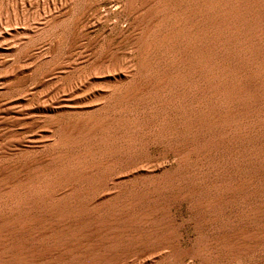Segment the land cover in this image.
I'll return each mask as SVG.
<instances>
[{"label":"rangeland","instance_id":"rangeland-1","mask_svg":"<svg viewBox=\"0 0 264 264\" xmlns=\"http://www.w3.org/2000/svg\"><path fill=\"white\" fill-rule=\"evenodd\" d=\"M167 1H169L168 4L164 3L165 0H163V1L162 0H149V1L148 0H0V191L2 190V192H0V197H1L0 201L2 202L4 199H6V200H4L6 202V204L4 201L2 202V204L0 202V213H1L0 217L2 216L1 217L2 219L1 218L0 219L2 220V222H4L6 219V221H5L6 224L5 223L1 224L2 222L0 220V222H1L0 223L1 224L0 229L2 228L1 230L5 231L12 224L13 219L16 222L17 219H20L23 217H29L31 215H35V211H37V213L40 212L38 214H45V213H47V211L54 210V209H57L59 207L72 206L73 204H76V202L77 203L82 202V203H80L82 205L85 202L84 204L87 207L85 208L84 205H83V207L85 209L84 213L86 215L85 214H83L84 216L82 215L83 219L85 220V223L87 224L86 225L87 227H85V228H87V229H85V231H86L85 238L86 239L84 238L86 241L85 240L84 241H85V245H87L88 247H86L85 252L87 253L86 255H88L87 257H95L96 255L101 256V262L99 264H157V263L158 264L159 263L160 264H205V263L209 264L206 261H204V258L202 255L195 252V248L197 249L206 239H209L211 237H214V238L216 237V239H219L218 235L221 238L224 236V234L228 235L230 233H236L238 236H245V235H248V233H251V234L254 233L256 231V229H259V230H257L258 232L260 230H263V232H264V228H263L264 216L262 215L263 216L262 217L259 215V217L257 216L254 218H250L248 216L249 210L252 207L256 206V207L260 208V204H259L260 201H259V197H258L259 186H257L256 184H251V185L248 184V185L243 186V188L238 191L239 193L237 192L238 193L237 197H239V198L234 203L231 202V204H230V202H229L227 204L222 205V207H221V205H219V206L217 205L220 208H218V207L214 208L215 206H213L210 208V209H212L211 211L208 207L207 208L201 207L197 210H192L190 207L192 199L189 196L184 195V193H182V192L187 191V189L189 188L188 186H190V182H187L182 177L183 175H181V173L179 174L176 172L178 156L175 155L174 153H171L173 144L175 142L174 139L173 138L167 139L165 137H160L157 135L153 136L154 138L152 139V135H155V134L160 133V132L164 133L166 130L167 131L170 130V128L172 127V125L174 123L173 120L175 118L181 119V117L188 114L187 111H189V110L191 111L192 108L190 109V107H188L189 109H187V107L180 108L181 104L178 101L180 94L183 92L181 95H184V94L189 95L190 94L191 96H193V94L195 93V91H194L195 89L193 88V86L191 88H189V90H188V88H186V86L189 82L192 83L190 81L191 79L189 78V76H190V70H191L193 64H191L192 62H190L189 63L190 65H189L188 63H186L187 60H185L184 56L181 58V57H179L180 53L178 54V50H181V52H182V50L186 47H187V49H189L190 47H191L190 49H192V48L194 49V46H193L194 44H193V42H191L192 38H190V35H187L188 33L190 34V32L192 31L191 25H193V23H192L193 18H192V20H190L191 22L190 21L188 22V20H189L188 18L191 19V17H193V16H191L193 14L192 13L193 9H192V11L190 10V4L193 1L191 0L192 2L190 4H189L190 0L189 1L188 0H184V1L182 0V3L180 2L181 0H167ZM185 3H186V5L188 4V6H186ZM141 4H143V5H141ZM192 5H194V3ZM192 8H194V7H192ZM180 9H182L181 10V11H183L182 13H181ZM184 9H185L186 13H187V10H188V13H190L189 14L190 17H187L188 20L186 19L185 23L183 22V19L186 17V15L188 13L186 14L184 12ZM178 11H180V12H178ZM183 13L186 14L185 17H184ZM169 15H171V16H169ZM178 15H179V17L177 20ZM173 17H175V18H173ZM179 18H181V19H179ZM158 19H159V21H158ZM160 19H161V22H160ZM175 20H177V23ZM156 22H159V23L156 24ZM181 22H182V25L183 24L185 25L188 22L185 25L186 26L185 28H187V26L189 24L188 29L189 28L190 29L189 30L185 29L186 30V32H185L186 34L184 33L185 37H183V33L180 32V31H182V29H184V26L181 25ZM174 23H176V24H174ZM178 24H179V26H178ZM181 26H182V28H180ZM169 27H170V29H169ZM178 28H180V29H178ZM166 29L168 31L172 29V35H171V31H169V33L171 35V39L167 40V41L165 40L164 42H162L160 44V42H161L160 39L162 37L161 35H163V32H165ZM178 30L180 33V34L177 33L179 38L173 34ZM179 35H182V36H179ZM181 37H183L182 39L186 38L185 42H187V43L190 40L189 42L192 43L193 45H191L190 43H189V45L185 44L184 40H179L180 46H178L179 45L178 39H181ZM187 37H188V39H187ZM172 38H173V40H172ZM168 42H169V44H168ZM171 42H172V45H174V46L170 45ZM182 43L187 45V46L186 47L184 46V48H182L183 47V46H181ZM162 44H163V46H162ZM165 44H167L168 47L172 48V49H169L168 47L166 49L167 45L165 46ZM164 48L167 51H165ZM175 48L177 51L175 50ZM172 50H173V52L174 51L177 52V53L174 52V53H176L175 58H173L175 55L172 52ZM184 50H186V49H184ZM164 52H166V53L169 52V53H167V55H166V53H164ZM171 52L174 55V56L172 55V57L170 55V54H172ZM162 53H164V54H162ZM162 55L164 58L162 57ZM166 57H168L169 60ZM152 59H154L153 62H152ZM183 59L185 60V62H184L185 64L181 66V64H183L181 61H184ZM165 60H167V62ZM178 62H181L179 64V67L177 64ZM164 63L167 65L164 66ZM173 63H174V65H173ZM186 64H188V65H186ZM175 65L178 68L175 69V67H176ZM187 66H190V69H188ZM131 67H133V68H131ZM172 67L174 69H172ZM182 67H184V68H182ZM161 68H162V71H161ZM165 69H167V70H165ZM181 69H183V71H185V69H186L187 73H185L186 71L183 72ZM164 70L167 73L164 72ZM171 70L174 72H172ZM175 70L178 72L180 71V75L178 73V76L176 75V78H178L179 76H183V77L185 76V78L180 77L181 79L178 78L177 80H175L177 82L176 88L174 87L175 85H173L175 83V81L173 80L175 78L174 77ZM168 71H170L172 73L173 78H171L172 75L168 76V73H169ZM188 71H189V73H188ZM148 73L151 74L152 76L149 75ZM171 73H169V74H171ZM165 75L168 77H166ZM162 76H164V77H162ZM159 77H161L163 79V80L161 79L162 83H161V81H160V84L155 83V82H158L160 80ZM157 78L159 79L158 81H157ZM165 78L167 79L166 81H165ZM168 78H169V81L171 78L172 88H175L177 91H181L182 90L181 86L180 85L178 86V82H179V84H181L182 87H185L184 88L185 90L183 89L184 91L182 90L181 93L176 92L175 89H172L171 86H169L170 82H168ZM186 78H188V79L186 80ZM178 80H181V81L183 80L185 84L181 81H178ZM164 81H165V83L168 82L169 84H166L167 86H165L163 88V86H164L163 84H165ZM152 82H154L155 84ZM128 83H130V84H128ZM123 84H124V86H123ZM126 84H128V85L126 86ZM156 84H158L157 85L158 87L156 86ZM149 85L151 87L153 85H155L153 87H156V88L155 89L153 87L150 88ZM116 86L118 88L119 87L120 88L118 89ZM125 86H126V88H125ZM146 87H149L150 89H147ZM168 87L170 88V91L166 90V89L169 90ZM134 88H135V90H134ZM162 88L164 89V91ZM171 89L174 92L171 91ZM179 89H181V90H179ZM155 90H157V93ZM158 90H159V93H158ZM165 90L167 91L168 94L164 93ZM123 91H125V92H123ZM190 91H191V93H190ZM126 92H128L127 95H126ZM148 92L149 93L152 92L150 95H152L153 98L148 95L149 94ZM185 92H187V94ZM192 92H194V93H192ZM129 93H130V95H129ZM139 93H142V94H139ZM154 93H156V94H154ZM162 93H163V95H162ZM170 93H174V94H170ZM175 93L179 94V96H177V94L175 95ZM123 95H125V96H123ZM153 95H155V101L157 100L156 102H158V103H156L154 101ZM164 95H165V97H164ZM124 97H125V100H124ZM143 97H145V98L143 99ZM162 97H164V98H162ZM140 98H142V100H140ZM134 99H135V101H134ZM138 99L142 102L144 100L145 101L149 100V101H147V103L151 102L150 107H151V105L154 106V107H151L152 112L150 111V107L148 105L149 103L147 104L146 102H143L145 104L142 105V102H140V101L136 102V100H138ZM164 99H166V100L168 99V100L165 101ZM162 100L165 102H169V100H170L169 103H171L173 101L172 102L173 105H171V107L168 109H165L164 107L163 108L162 107L155 108L156 106L154 104H156V105L161 104V102H163ZM137 103H138L139 107H135ZM145 105H148L147 108L149 107L148 108L149 110H147ZM121 106H123V107H121ZM131 106H134V107L132 108ZM142 106L144 108V111H143ZM140 107H141V109H140ZM174 107H176L177 110ZM120 108H123V109H120ZM128 108L131 110H129ZM136 108H139L140 110H136ZM171 108H173V110ZM132 109L136 110L137 112L133 111ZM158 109L160 111H162V110H165V111H162L161 112L162 114H161ZM169 109H170V111H168ZM119 110H121V112ZM122 110H124L125 113ZM130 111H132V112H130ZM139 111L142 113H140ZM145 111H147V113ZM153 111H154V113H153ZM171 111L172 112L174 111L173 114H171L172 113ZM134 112H136V114ZM143 113H145V114H143ZM134 114L135 115L139 114V116H137V121L134 120V116H135ZM140 114L142 116H140ZM155 114H157V115L154 116ZM165 114H166V116L168 114L167 118H166ZM130 115H131V117H129ZM151 115L153 116L154 119L155 118H159V119H155L152 121L153 118ZM159 115H161V116H159ZM120 116H122V117H120ZM127 116L129 119L132 118V116H133V119H131L132 121L126 120L125 117L127 118ZM144 116H148V117L150 116L151 118L149 117L148 119H144L145 118ZM179 116H180V118H179ZM116 117L120 120L119 121H116L117 119L114 120ZM141 117H143V119ZM163 117H165V118H163ZM135 119H136V116H135ZM140 119H142L140 121V123L143 121L142 122L143 124L141 123V125H143L142 126L143 128L136 129L140 126V123H138ZM113 120L115 121L116 124L113 122ZM122 120H125V122L124 121L122 122ZM145 120H146V123L148 121L146 127L144 125ZM167 120H168V122H167ZM108 121H109V123H108ZM130 121L133 123V125L139 124L138 127L136 125H135V127H132L133 126L132 123H130L132 126L129 125ZM149 121H151V122H149ZM172 121H173V123H172ZM106 123H108L109 125ZM112 123L114 124L113 127L114 126L116 127V129H115V127L113 128L114 131H111L112 128L109 129V127H110V125H112ZM124 123H126L128 125H126ZM151 123H152V125H151ZM161 123L162 124L164 123V124L162 125ZM89 124L91 126L93 125L95 128L92 126L93 129L91 130V126ZM102 124H103V126L108 125L107 126L108 132H106V126L104 128V127H102ZM153 124H154V126H153ZM119 125L120 126L122 125V126L120 127ZM128 126H130V127H128ZM167 126L169 129H167ZM75 127H76V129H75ZM117 127H119V129L121 128L120 129L121 131L124 130L123 129V127H124L125 133H124V131L121 132ZM161 127H163V128L161 129ZM96 128H99L100 130L96 129ZM103 128H104V130H103ZM132 128H135V131L134 130L132 131L131 130ZM87 129H90V130H87ZM108 129L111 131L110 133L113 132L112 134H110L111 135L110 137L108 136L109 138L106 137L108 135L107 133H109ZM128 129H129V131H128ZM141 129H143V131H141ZM64 130H66V132ZM137 130H138V133H140V131H141L140 134L142 136L141 135L138 136ZM68 131H70V132H68ZM82 131H83V133L85 132V134H83ZM89 131H91V132H89ZM95 131H96V133H95ZM98 131H100L103 136L106 132V134H107V135H105L106 139L101 138V139L106 140V141H104L105 144L101 142L103 140L98 138L100 136L103 137L102 135H100L101 133ZM118 131H120V132H118ZM97 132L100 133L99 134L100 136L97 135L98 134ZM79 133L81 135H79ZM86 133H88V134H86ZM126 133H128V134H126ZM131 133H132V136H131ZM134 133L137 134L136 137H138V140H136L137 138L134 137V135H133ZM74 134L76 136H74ZM91 134H92V136H91ZM114 134H115V136H112ZM116 134H118V135H116ZM121 134L123 135V137ZM58 135L60 136V138ZM85 135H86V137H84ZM95 135H97V136H95ZM125 135H126V137H125ZM129 135L131 136V138H129ZM71 136H73V137H71ZM65 137L68 138V141L66 140ZM94 137L99 139L102 144L99 142V140L97 141V139H94ZM111 137L115 138L116 141L114 139H112ZM121 137H122V139H121ZM155 137H157V138H155ZM159 137L163 138V139H160ZM127 138H129L131 140V142H129L130 140H128ZM56 139L58 140V142ZM59 139H61V140H59ZM62 139H64V140H62ZM73 139H75V140H73ZM89 139H90V141H89ZM107 139H109V142ZM154 139L160 140V141H157V143H156V141ZM72 140H73V142H72ZM59 141L61 142V145H59L60 144ZM62 141L63 142L65 141L66 144H64ZM137 141H138V143L140 142V144H137ZM150 141L151 142L153 141L155 143L152 142L150 144ZM52 142H56V143H53L54 144L53 145ZM68 142H69V145H67ZM96 142H99L98 148H97ZM146 142H148V143H146ZM84 143H86L85 144L86 146L84 145ZM112 143H113V145H112ZM51 144H52V146H51ZM91 144L96 146L95 147L96 150L98 149L97 151L95 150L96 154H95L94 148ZM103 144H104V146H102ZM134 144H135V146H134ZM90 145L93 148L92 151L89 149ZM117 145H119L120 148ZM78 147L81 149H79ZM83 147H84V149H83ZM99 147H101L100 151H99ZM109 147H111V148H109ZM74 148L75 149L78 148V149L75 150ZM86 148H88L89 150H86ZM106 148H107V154L105 153ZM108 148H109V150H108ZM82 149L84 150V152L86 150L87 153L85 152V154H83ZM101 150L102 151L105 150V151L101 153ZM110 151H112V152H110ZM220 151H221V149H219V148L216 149V152L218 154H220ZM80 152H82V153H80ZM97 152H98L99 157L97 155ZM214 152L215 151H212L210 153V156L214 155ZM76 153L81 154L82 156L81 155L77 156ZM128 153H130V154H128ZM194 153H195L194 151L190 152L191 158L195 157ZM222 153H224V152L222 151ZM62 155H64V156H62ZM84 155H87V157ZM100 155H104V156H100ZM111 155H113V156H111ZM94 156H95V158H97V157L98 158L95 160ZM60 157H62V158H60ZM85 157H86V159H85ZM106 157H109L108 158L109 164L105 163L108 161V159ZM38 158H40V159H38ZM89 158L91 160L93 159L94 161L100 160L102 158L101 159L102 163H105L106 165H109L112 168L110 169L109 166H107V168L104 167L105 164L104 165L101 164V161H97V162H99L97 165V162L88 161V160H90ZM175 158H177V159L175 160ZM52 159H53V162H51ZM61 159L62 160L66 159V160H64L66 162L63 163V161ZM37 160H39V161H37ZM83 160H85V161H83ZM103 160L104 161L107 160V161L103 162ZM110 160H111V162H110ZM58 161L59 162L61 161L60 162L61 164ZM75 161H76V163H74ZM78 162H80V163H78ZM91 162L93 164L96 163V166L94 164V166H92L93 167L92 168L91 165H93V164ZM113 162H115V163H113ZM12 163H13V165H12ZM65 163H67V165ZM77 163H78V165H77ZM110 163H112V164H110ZM147 163H148V165H147ZM58 165L60 168L57 167ZM71 165H73V166H71ZM126 165H127V167H126ZM62 166H64V167L62 168ZM86 166L90 167V168H87ZM97 166L104 167V168H102V170L100 169L101 167L99 169L102 172H104V171L105 172L104 173L100 172V170H98ZM173 166H175L176 168ZM221 166L223 167V171L224 170L227 171V173H228L227 177L228 178L227 177L226 178L228 180L229 179L232 180L233 177L236 176L235 170H234L232 165H230L229 163H225ZM11 167H12V169H11ZM53 167H55V168L53 169ZM73 167H75V168H73ZM7 168H8V170H7ZM108 168L110 169V171ZM60 169H64L65 172L62 173L63 170H60ZM95 169H97V170H95ZM104 169H107V171ZM174 169H176V170H174ZM31 170H33V171L30 172ZM50 170L51 171L53 170L55 172V174H54V172H52L53 176H52ZM92 170L97 171L96 172L97 175ZM1 171H3V172H1ZM66 171L70 174L67 175L68 173ZM172 171H174V172L170 173ZM58 172L61 174H58ZM17 173H19V174H17ZM28 173H30V175H28ZM244 173L245 172L242 168L241 174L245 175ZM48 174H51V176H49ZM57 174L61 175V176L63 174V176H62L63 178L60 176H57ZM157 175H158V177H157ZM175 175H176V177H175ZM25 176L29 177V178L26 179ZM64 176H65V178H64ZM128 176H129V178H128ZM52 177L55 179H56V177L58 179H62L61 183L59 182L58 179L54 181V179ZM66 177H69V179ZM20 178H24V179H20ZM98 178H100V179H98ZM17 179H18V181H21L19 183H22L23 185H25L24 189H23V186L21 187L22 190L19 188L21 185L17 182ZM48 179H50L51 182L57 181L56 182L57 185H54L55 183L54 184L51 183V185H50V183H49L48 188H46L47 187L46 185L48 184L47 182H50ZM67 179H68V181H67ZM71 179H72V181H71ZM23 180H24V182H22ZM130 180H132V181H130ZM14 181H16L19 186H15V185H17V183H15ZM123 181H125V182H123ZM151 181H152V185L149 184V183H151ZM168 181H170V182H168ZM176 181H177V183H175ZM205 182H208V180H206ZM13 183H14V185H13ZM44 183H45V185H44ZM62 183H63V185H61ZM122 183H124V184H122ZM9 184H10V186H9ZM2 185L6 186V187L9 186V188L5 187L6 189H10L11 186H14V190H12V188H11V190L10 191L7 190V194H5L6 189L3 190L4 186H2ZM196 185L199 186V184H196ZM26 186H27V188H25ZM39 186L41 189L39 188ZM44 186H46L45 189H47V190L49 189V190L45 191ZM49 186L52 188H50ZM55 186H57L56 188H58L59 190H63V191H59L56 189H55L56 190L55 191L54 190ZM124 186H125V188H124ZM153 186H154V188H152ZM183 186H184V188H183ZM2 187H3V189H2ZM60 187H61V189H60ZM63 187H64V189H63ZM156 187H157V189H156ZM115 188H116V190H115ZM150 188H152L153 190ZM180 188H182V190ZM51 189L55 193L56 192L57 193L55 195H53L54 192H52ZM118 189H120V190H118ZM154 189H155V191H154ZM243 189H244V191H243ZM207 190L208 189H201V191H200L201 193H199V199L205 200V199L210 197L209 194L211 192H210V190H208V191ZM11 191H12L13 195L11 194ZM38 191L39 192L41 191L42 193H39ZM178 191H179V193L177 194L176 192H178ZM249 191H253V192L255 191L256 192V194L254 195L255 197L252 195H249L250 197L248 195H245ZM43 192L46 194L45 197L47 199L44 197V195H42V194H44ZM49 192H51V193H49ZM64 192H65V195H62V194H64ZM142 192H143V194H142ZM59 193L61 195V198H59L60 197ZM21 194L23 195V198H22ZM50 194L53 196L47 197ZM174 194H175V196H174ZM14 195H15V197H14ZM33 195L38 196V198H37L38 201H37V199L33 200L31 198V196H33ZM179 195H180V197H178ZM9 196H11V197H9ZM40 196L42 197V199ZM5 197H7V198H5ZM12 197H14L16 199L13 200ZM19 197H21V199H20L21 201L19 200ZM8 198H9V201H8ZM51 198L52 199L54 198V199L52 200ZM62 198H64V199H62ZM139 198H140V200H138ZM141 198L143 201L142 204L140 203ZM58 199L60 200V202H62L64 204H62V203L60 204ZM105 199L107 201H105ZM245 199H246V201H245ZM134 200L139 201L140 204L138 202L136 204L135 203L136 201H134ZM144 200H145V202H144ZM15 201H17V203ZM104 201H105V204L102 203V204H104V205H102L101 202H104ZM133 201H134V204L132 203ZM34 202L35 203L37 202L39 204L37 205V203H36V205H35ZM42 203L44 204V206ZM8 204H10V205H8ZM56 204H57V206H56ZM89 204L90 205L92 204L93 206L97 204V206H94V207H98V208L97 209L94 208L95 210L94 211L92 210L93 211L92 212L90 209L91 206H89ZM125 204H127V206L120 209L121 206H123ZM47 205H48V207H46ZM235 205H236V208H235ZM8 206L10 208H8ZM38 206H41L42 208L40 207V209H39ZM142 206H144V207H142ZM11 207H14L15 209L11 208ZM36 207H38V209ZM6 208L9 209L10 211L7 210ZM34 208H35V211H34ZM144 208H145V210H144ZM223 208H226L225 211ZM5 209H6V211H5ZM43 209H45V210H43ZM127 209H128V213H127ZM131 209H132V211H131ZM139 209H142V210H139ZM220 209L222 211L221 213H220ZM215 210L217 211V213ZM43 211H45V212H43ZM139 211H141V212H139ZM6 212H8V213H6ZM10 212H12V214ZM41 212H43V213H41ZM90 212L92 215L90 214ZM131 212H133V213L131 214ZM135 212H136V214L134 215ZM143 212H144V214H143ZM129 213L131 215H129ZM138 213L139 214L142 213L143 215L142 214L139 215ZM224 213L225 214L227 213V214L222 215ZM6 214L8 216H6ZM10 215H13V218H10L11 220L8 218V217H10ZM126 215H128V216H126ZM136 215H137V217L134 218V216H136ZM217 215H220V216H217ZM17 216H18V218H17ZM120 216L121 217L133 216V217H131V219H133V218L134 219H133V222L129 221L131 223H129V222L128 223H120L118 221H115L116 218H118ZM138 216L141 218H138ZM198 216H203L204 218L205 217L208 218V219H206V218L205 219L208 220L207 223H211L212 228L209 224H206L205 226H203V228L202 227L198 228L196 226V219ZM227 216H228V218H227ZM209 217L212 219V221ZM214 217H215V219H214ZM216 217L219 219H217ZM220 217H221V219H220ZM222 218H223V221H226V220L228 221V222L226 221L227 223L225 222V225H224V223H222L224 226L221 224ZM7 219H9V223H8ZM93 219H94V222L97 219L98 223H100V224H97L96 223L97 221L95 222L96 224L92 223ZM138 219L140 222L138 221ZM14 220H13V224L11 226H13L15 224ZM86 220L88 222H86ZM101 220H102V222H99ZM134 220H135V222H134ZM213 220L214 221L216 220V222H214ZM261 222L263 223V225ZM8 224H9V226H8ZM126 224L129 226H127ZM214 224H215V226H214ZM97 225H99V226H97ZM125 225L129 229H124V228H126ZM218 225L221 228H218L217 227ZM251 225H252V227H251ZM222 226H223V228H222ZM96 227H97V229H96ZM119 228H121L120 231L118 230ZM210 228L212 229V231ZM253 228H255V229H253ZM224 229H225V231H224ZM121 231L125 232V234L124 233L121 234L122 233ZM127 231H129V232L127 233ZM205 231H206V233H205ZM257 231L254 233L255 235L258 234ZM260 232L263 233L262 231H260ZM119 233H120V236L118 237ZM126 233L129 235L131 234V236L128 238H125L124 235H126V237H127ZM213 233H214V235H213ZM216 233H217V235H216ZM221 235H223V236H221ZM122 236L126 240L124 238H122ZM132 238L134 240H132ZM119 240H123V241H121L122 244L120 243V246L118 244L119 242L117 243V241H119ZM111 241L114 242L115 244L110 243ZM125 241H128V242L125 243ZM198 241H199V243H198ZM244 241L246 243L253 242V244H255V241H256V244H255L254 248L245 252V254L242 255L241 258H239V260H236V262H229L227 264H235V263H238V264H251V263L252 264H259V262H260V264H263L264 263V240H259V238L258 239L251 238L249 240H244ZM105 242H106V244H105ZM116 243L118 244L117 247H115ZM123 244H126L124 246L128 249H126V248L122 249L121 247H123ZM131 244L134 247L131 246ZM259 244H261V245H259ZM262 245H263V247H262ZM109 247L111 249L112 248H114V249L111 250ZM256 247L257 248L259 247V248L256 249ZM121 249H122V252H124L123 250H125V252L127 250V252L126 253L124 252L125 254L124 253L122 254L121 251H118ZM161 249H162V251H161ZM94 250H95V252H94ZM1 251H2V249L0 248V252ZM103 251H104V253L107 251L108 252L106 253V256L102 257V255H104ZM256 251H258V252H256ZM117 252L119 253V255ZM100 253H102V254H100ZM112 253H113V255H112ZM120 253H121L123 258L125 257L124 255H126L125 259H123L121 257ZM133 255L135 258L133 257ZM198 255H199V257H197ZM107 257H109V259ZM122 259H123V261H122ZM109 260H111V261H109ZM107 261H109L110 263Z\"/></svg>","mask_w":264,"mask_h":264},{"label":"bare ground","instance_id":"bare-ground-1","mask_svg":"<svg viewBox=\"0 0 264 264\" xmlns=\"http://www.w3.org/2000/svg\"><path fill=\"white\" fill-rule=\"evenodd\" d=\"M149 1V0H148ZM163 1V0H162ZM184 1V0H183ZM189 1V0H188ZM193 1V2H192ZM190 0L189 4H190V10L192 11L193 9V14L191 16V19L187 17H190V13H188V10H187V13L185 12V9H184V12L187 14H184V17L186 15V17L183 19V22L185 23L186 22V19L188 20V22L190 20H192L193 18V25L192 28H191V32L190 34L188 33L187 35H190V38H192L191 42L190 43L188 41L185 42V39H182L184 36V33L186 32L185 29H188V26L187 28H185L186 23L185 25L183 24L182 25V22H181V25L184 26V29H182V32L183 33V37H181V39H178L179 40H184V43L185 44H188L189 43L191 45L194 46V49H187V45L185 44H181V46H183L182 48H184V46L186 48V50H178V54H179V57H183L185 58L186 63H190L192 62L191 64L192 65V68L190 70V76L189 78L191 79L190 81L192 83H188L186 88H191L193 86V89L195 91L192 92L194 93L193 96H191L189 93V95H181V91L185 88V87H182L181 84H179L178 82V86L180 85L182 90L181 91H177L175 88L177 87L176 86V81L178 78L180 77H183V76H179L178 78H176V75L178 76V73L180 75V71H176L175 70V75L173 80L175 81V83L173 85H175L174 87L175 88H172V83H171V78H173V75L170 71H168V76L172 75V77L170 78V81H169V78H168V82H170V85L172 89H175L176 92L178 93H181L180 96L179 94L175 93V95L177 94V96H179V103L181 104V107L180 108H185L187 107V109H189L188 107H190L191 111H187L188 114L184 115L183 117H181V119H177L175 118L172 123V127L170 128V130H166L164 133L160 132V133H157L155 135H152V139L154 138L153 136H160V137H165V138H173L174 139V144H173V147H172V152L171 153H174L175 155L178 156V159L175 158V160L177 159V170L176 172L177 173H181V175H183L182 177L187 181V182H190V186H188L189 188L187 189L186 192H182L184 193V195H187L189 196L191 199H192V202H191V209L192 210H197L201 207H208L209 209L213 206H215L214 208L218 207L219 205H224V204H227L230 202H235L238 200L239 197H237V194L239 193L238 191L241 190L243 188V186L245 185H251V184H256L257 186H259V194H258V197H259V201H260V208L259 207H252L250 210H249V213H248V216L250 218H254V217H259L260 216H264V0ZM169 1L165 0L164 3L168 4ZM182 3V0L180 1ZM187 2V1H186ZM147 3V2H146ZM194 3V5H192ZM143 5V4H141ZM186 5V3H185ZM184 5V6H185ZM192 5V6H191ZM176 6V5H175ZM178 6V5H177ZM183 6V7H184ZM188 6V4L186 5ZM185 6V7H186ZM179 7V6H178ZM194 7V8H192ZM161 8V7H160ZM171 8V7H170ZM175 8V7H174ZM182 8V7H181ZM187 8V7H186ZM189 8V7H188ZM137 9V8H136ZM176 9V8H175ZM183 9V8H182ZM180 9V11L182 10ZM160 10V9H159ZM177 11V10H176ZM178 11V12H180ZM166 12V11H165ZM183 11H181L182 13ZM190 12V11H189ZM159 13V12H158ZM164 13V12H163ZM149 14V13H148ZM171 14V13H170ZM160 15V14H159ZM165 15V14H164ZM189 15V16H188ZM171 16V15H169ZM164 17V16H163ZM178 17L179 15L177 16V20H178ZM162 18V17H161ZM175 18V17H173ZM179 18V19H181ZM167 19V18H166ZM163 20V19H162ZM177 20L176 23H177ZM159 21V19H158ZM166 21V20H165ZM172 21V20H171ZM182 21V20H181ZM160 22H161V19H160ZM191 22V21H190ZM159 23V22H156V24ZM174 23V24H176ZM180 23V22H179ZM153 24V23H152ZM156 26V25H155ZM177 26V25H176ZM179 26V24H178ZM182 26L180 28H182ZM172 27V26H171ZM178 28V29H180ZM170 29V27H169ZM190 29V28H189ZM188 29V30H189ZM177 30V29H176ZM185 30V31H184ZM187 30V31H188ZM171 31V35H172V29L169 30ZM169 31L166 29L165 32H163V35H161V42H164L165 40H170L171 39V35L169 33ZM158 32V31H157ZM176 33V34H175ZM175 33H173L175 36L178 37L177 33H179V30L176 31ZM180 34V33H179ZM186 34V33H185ZM173 35V36H174ZM186 35V36H187ZM172 36V37H173ZM179 36H182V35H179ZM144 37V36H143ZM189 37V36H188ZM187 37V39H188ZM179 38V37H178ZM173 40V38H172ZM171 40V41H172ZM176 40V39H175ZM174 40V41H175ZM183 42V41H182ZM148 44V43H147ZM169 44V42H168ZM177 44V43H176ZM180 46V41L178 43ZM167 44H165L166 46ZM171 46H174L172 45V42L170 43ZM145 46V45H144ZM163 46V44H162ZM164 46V47H165ZM192 46V47H193ZM168 45L166 46V49H167ZM150 48V47H149ZM148 48V49H149ZM163 48V47H162ZM169 48V47H168ZM178 48V47H177ZM181 48V47H180ZM181 48V49H182ZM147 49V50H148ZM165 49V48H164ZM165 49V51H167ZM169 49H172V48H169ZM179 49V48H178ZM146 50V51H147ZM152 50V49H151ZM162 50V49H161ZM176 50V48H175ZM171 51V50H170ZM177 51V50H176ZM174 51V52H176ZM180 51V52H179ZM157 52V51H156ZM161 52V51H160ZM173 52V50H172ZM171 52V53H172ZM173 52V53H174ZM186 52V53H185ZM145 53V52H144ZM154 53V52H153ZM166 53V52H164ZM162 53V54H164ZM169 53V52H167ZM166 53V55H167ZM172 54L171 57H172ZM177 53V52H176ZM174 53V55L176 54ZM173 55V56H174ZM181 55V56H180ZM161 56V55H160ZM165 56V55H164ZM188 56V57H187ZM144 57V56H143ZM149 57V56H148ZM163 57V55H162ZM176 55L173 57L175 58ZM156 58V57H155ZM164 58V57H163ZM162 58V59H163ZM168 59V57H166ZM165 58V59H166ZM178 58V57H177ZM176 58V59H177ZM180 58V59H181ZM171 59V58H170ZM179 59V58H178ZM177 59V60H178ZM164 60V59H163ZM169 60V59H168ZM184 60V59H183ZM185 60L184 61H181L184 65L185 63ZM154 61V59H152V62ZM158 61V60H157ZM167 62V60H165ZM172 61V60H171ZM137 62V61H136ZM160 62V61H159ZM165 62V63H166ZM176 62V61H175ZM181 62H178V67H179V64ZM157 63V62H156ZM164 63V66L167 65ZM158 64V63H157ZM186 64V65H188ZM174 65V63H173ZM185 65V66H186ZM190 65V64H189ZM176 66V65H175ZM180 66V67H181ZM168 67V66H167ZM174 67V66H173ZM172 67V69H174ZM177 66L175 67L178 68ZM188 69H190V66H187ZM133 68V67H131ZM130 68V69H131ZM160 68V67H159ZM184 68V67H182ZM186 68V67H185ZM129 69V70H130ZM159 70V69H158ZM167 70V69H165ZM164 70V72H166ZM179 70V69H178ZM183 71V69H181ZM161 71H162V68H161ZM160 71V72H161ZM172 71V70H171ZM186 71V72H185ZM185 73H187V70L185 69ZM174 72V71H172ZM159 73V72H158ZM167 73V72H166ZM177 73V74H176ZM189 73V71H188ZM138 74V73H137ZM149 74V73H148ZM163 74V73H162ZM174 74V73H173ZM182 74V73H181ZM132 75V74H131ZM134 75V74H133ZM151 75V74H149ZM157 75V74H156ZM160 75V74H159ZM183 75V74H182ZM187 75V74H186ZM135 76V75H134ZM152 76V75H151ZM155 76V75H154ZM166 76V75H165ZM166 76V77H168ZM188 76V75H187ZM186 76V77H187ZM164 77V76H162ZM150 78V77H149ZM160 80L157 78V81L158 82H155V83H159L160 84V81L162 83V78L159 77ZM185 78V76L183 77ZM133 79V78H132ZM148 79V78H147ZM162 79V80H161ZM181 79V78H180ZM188 78H186L187 80ZM167 79L165 78V81ZM184 80V79H183ZM181 81V80H178V81H181L184 83V81ZM149 81V80H148ZM152 81V80H151ZM164 81V83H165ZM137 82V81H136ZM168 82H166L165 84H163V88L165 86H167L166 84H169ZM188 82V81H187ZM154 83V82H152ZM154 83V84H155ZM130 84V83H128ZM126 84V86L128 85ZM145 84V83H144ZM149 84V83H148ZM147 84V85H148ZM151 84V83H150ZM185 84V83H184ZM120 85V84H119ZM122 85V84H121ZM152 85V84H151ZM158 84H156L157 86ZM124 86V84H123ZM125 86V88H126ZM150 86V85H149ZM155 86V85H153ZM152 86V87H153ZM162 86V85H161ZM117 87V86H116ZM133 87V86H132ZM144 87V86H143ZM150 86V88H152ZM158 87V86H157ZM118 88V87H117ZM120 88V87H119ZM118 88V89H119ZM147 89H150L149 87H146ZM154 89L156 87H153ZM162 88V89H163ZM169 88V87H168ZM106 89V88H105ZM138 89V88H137ZM171 89V91H173ZM178 89V88H177ZM128 90V89H127ZM135 90V88H134ZM141 90V89H140ZM167 91H170V88L169 90L166 89ZM165 90L164 93H167V91ZM185 90V89H184ZM183 90V91H184ZM114 91V90H113ZM137 91V90H136ZM152 91V90H151ZM156 93H157V90H155ZM154 91V92H155ZM164 91V89H163ZM187 91V90H186ZM192 91V90H191ZM190 91V93H191ZM125 92V91H123ZM122 92V93H123ZM141 92V91H140ZM174 92V91H173ZM128 92H126V95H127ZM149 93V92H148ZM152 93V92H151ZM151 93H149L148 95L150 97H152V95H150ZM154 93V94H156ZM158 93H159V90H158ZM187 94V92H185ZM116 94V93H115ZM118 94V93H117ZM124 94V93H123ZM133 94V93H132ZM139 94H142V93H139ZM168 94V93H167ZM166 94V95H167ZM170 94H174V93H170ZM121 95V94H120ZM130 95V93H129ZM147 95V96H148ZM163 95V93H162ZM125 96V95H123ZM122 96V97H123ZM154 96V101H155V95ZM172 96V95H171ZM158 97V96H157ZM165 97V95H164ZM162 97V98H164ZM173 97V96H172ZM114 98V97H113ZM112 98V99H113ZM137 98V97H136ZM145 97H143L144 99ZM153 98V97H152ZM167 98V97H166ZM127 99V98H126ZM130 99V98H129ZM128 99V100H129ZM148 99V98H147ZM150 99V98H149ZM159 99V98H158ZM174 99V98H173ZM172 99V100H173ZM176 99V98H175ZM124 100H125V97H124ZM140 100H142V98H140ZM139 99L136 100L137 101H140ZM151 100V99H150ZM165 101H167L166 99H164ZM171 100V101H172ZM116 101V100H115ZM135 101V99H134ZM149 100H144L143 102H146ZM157 101V100H156ZM155 101V102H156ZM161 101V100H160ZM163 101V100H162ZM161 102V104H154L156 107L155 108H160V107H164L165 109H168L171 107L172 102ZM114 102V101H113ZM142 102V101H140ZM142 102V105H144L145 103ZM149 103V102H148ZM147 103V104H148ZM151 103V102H150ZM150 103L148 104L149 107H150ZM154 103V102H153ZM158 103V102H156ZM176 103V102H175ZM124 104V103H123ZM140 104V103H139ZM86 105V104H85ZM133 105V104H132ZM135 105V104H134ZM138 103L136 104L135 107H139ZM141 105V104H140ZM148 105H145V107L147 108ZM176 106V105H175ZM120 107V106H119ZM123 107V106H121ZM129 107V106H128ZM132 108L134 106H131ZM148 107V108H149ZM151 107H154L153 105H151ZM150 107V111L152 110ZM173 107V106H172ZM177 107V106H176ZM176 107H174L176 109ZM112 108V107H111ZM143 108V106H142ZM147 108V110H149ZM119 109V108H118ZM117 109V110H118ZM120 109H123V108H120ZM129 109V108H128ZM127 109V110H128ZM141 109V107H140ZM139 108H136V110H140ZM173 110V108H171ZM131 110V109H129ZM128 110V111H129ZM133 110V109H132ZM136 110H133V111H136ZM156 110V109H155ZM154 110V111H155ZM159 110V109H158ZM177 110V109H176ZM108 111V110H107ZM113 111V110H112ZM121 112V110H119ZM124 111V110H122ZM142 111V110H141ZM143 111H144V108H143ZM153 111V113H154ZM157 111V110H156ZM160 111V110H159ZM162 111H165V110H162ZM160 111V113L162 112ZM167 111V110H166ZM170 111V109L168 110ZM132 112V111H130ZM137 112V111H136ZM136 112H134L136 114ZM140 112V111H139ZM138 112V113H139ZM147 113V111H145ZM152 112V111H151ZM172 112V111H171ZM174 112V111H173ZM173 112L171 114H173ZM179 112V111H178ZM184 112V111H183ZM186 112V113H187ZM119 113V112H118ZM125 113V111H124ZM123 113V114H124ZM142 113V112H140ZM150 113V112H149ZM148 113V114H149ZM156 113V112H155ZM158 113V112H157ZM134 114V115H135ZM145 114V113H143ZM147 114V115H148ZM152 114V113H151ZM162 114V113H161ZM170 114V113H169ZM127 115V114H126ZM157 114H155L154 116H156ZM179 115V114H178ZM177 115V116H178ZM17 116V115H16ZM118 116V115H117ZM124 116V115H123ZM135 116H136V119H135ZM134 116V120L137 121V116L138 115H135ZM140 116H142L140 114ZM152 116V115H151ZM161 116V115H159ZM166 116V114H165ZM168 116V114H167ZM166 116V118H167ZM181 116V115H180ZM179 116V118H180ZM100 117V116H99ZM106 117V116H105ZM122 117V116H120ZM131 117V115L129 116ZM145 118L144 119H148L149 117L148 116H144ZM147 117V118H146ZM173 117V116H172ZM84 118V117H83ZM103 118V117H102ZM124 118V117H123ZM128 118V116H127ZM125 117L126 120H131L133 119V116L132 118H128L127 119ZM139 118V117H138ZM143 119V117H141ZM151 118V117H150ZM153 118V116H152ZM161 118V117H160ZM165 118V117H163ZM171 118V117H170ZM86 119V118H85ZM84 119V120H85ZM106 119V118H105ZM112 119V118H111ZM117 119V120H116ZM140 119L138 123H140V121L142 120ZM155 119H159V118H155ZM154 118L152 119L155 120ZM173 119V118H172ZM171 119V120H172ZM96 120V119H95ZM116 121H119L120 119H118L117 117L114 119ZM113 120V122L115 123V121ZM150 120V119H149ZM164 120V119H163ZM69 121V120H68ZM87 121V120H86ZM101 121V120H100ZM103 121V120H102ZM111 121V120H110ZM125 122V120H122V122ZM132 121V120H131ZM129 122V125H131L130 123L132 122ZM161 121V120H160ZM80 122V121H79ZM121 122V121H120ZM121 122V123H122ZM128 122V121H127ZM143 122V121H142ZM141 122V123H142ZM151 122V121H149ZM157 122V121H156ZM168 122V120H167ZM75 123V122H74ZM105 123V122H104ZM109 123V121H108ZM106 123V124H108ZM118 123V122H117ZM135 123V122H134ZM140 123V126L138 127L137 124H134L132 123V127H135V125L138 127L136 129H140V128H143ZM148 123V121H147ZM146 123V120H145V127L147 125ZM158 123V122H157ZM171 123V122H170ZM97 124V123H96ZM116 124V123H115ZM126 124V123H124ZM143 124V123H142ZM150 124V123H149ZM162 124V123H161ZM164 124V123H163ZM162 124V125H163ZM74 125V124H73ZM72 125V126H73ZM87 125V124H86ZM90 125V124H89ZM88 125V126H89ZM100 125V124H99ZM105 125V124H104ZM109 125V124H108ZM108 125H105L106 126V132L107 131V126ZM113 123L112 125H110L109 129L112 128L111 131H114L113 128ZM123 125V124H122ZM121 125V126H122ZM128 125V124H126ZM152 125V123H151ZM91 126V125H90ZM89 126V127H90ZM93 126V125H92ZM91 126V130L93 129ZM105 126H103L102 124V127L105 128ZM117 126V125H116ZM120 126V125H119ZM120 126V127H121ZM154 126V124H153ZM158 126V125H157ZM85 127V126H84ZM88 127V128H89ZM94 127V126H93ZM100 127V126H99ZM125 127V126H124ZM123 127V129L125 130V128ZM130 127V126H128ZM156 127V126H155ZM170 127V126H169ZM95 128V127H94ZM103 128V130H104ZM119 129V127H117ZM127 128V127H126ZM163 127H161L162 129ZM68 129V128H67ZM76 129V127H75ZM84 129V128H83ZM96 129H99V128H96ZM108 129V130H109ZM116 129V127H115ZM121 129V128H120ZM119 129V130H120ZM157 129V128H156ZM167 129L168 126H167ZM63 130V129H62ZM72 130V129H71ZM85 130V129H84ZM87 130H90V129H87ZM100 130V129H99ZM122 130V131H124ZM132 131L134 130L135 131V128H132L131 129ZM151 130V129H150ZM165 130V129H164ZM66 132V130H64ZM80 131V130H79ZM78 131V132H79ZM102 131V130H101ZM109 130V133L104 134V136L102 135V133L100 131V133H98L97 135H102L103 137H98V138H105L106 137H110L112 133ZM121 131V130H120ZM118 131V132H120ZM121 131V132H122ZM129 131V129H128ZM141 131H143V129H141ZM140 131V133H141ZM160 131V130H159ZM163 131V130H162ZM62 132V131H61ZM70 132V131H68ZM91 132V131H89ZM88 132V133H89ZM127 132V131H126ZM145 132V131H144ZM158 132V131H157ZM63 133V132H62ZM76 133V132H75ZM83 133V131H82ZM86 133V134H88ZM93 133V132H92ZM96 133V131H95ZM116 133V132H115ZM125 133V131H124ZM133 133V132H132ZM132 133H131V136H132ZM137 133H138V130H137ZM138 133V136H140L141 134ZM146 133V132H145ZM156 133V132H155ZM53 134V133H52ZM65 134V133H64ZM77 134V133H76ZM85 134V132L83 133ZM90 134V133H89ZM94 134V133H93ZM128 134V133H126ZM130 134V133H129ZM151 134V133H150ZM149 134V135H150ZM67 135V134H66ZM79 135H81L79 133ZM95 135V136H97ZM105 135H107L105 137ZM118 135V134H116ZM122 135V134H121ZM134 137L137 136V134H133ZM59 136V135H58ZM68 136V135H67ZM74 136H76L74 134ZM88 136V135H87ZM92 136V134H91ZM112 136H115L112 135ZM128 136V135H127ZM131 136L129 135V138H131ZM142 136V135H141ZM73 137V136H71ZM86 137V135L84 136ZM89 137V136H88ZM87 137V138H88ZM108 137V138H109ZM123 137V135H122ZM121 137V139H122ZM126 137V135H125ZM151 137V136H150ZM159 137V138H160ZM60 138V136H59ZM66 140L68 141V138L65 137ZM64 138V139H65ZM82 138V137H81ZM112 138V137H111ZM118 138V137H117ZM116 138V139H117ZM129 138H127L128 140H130ZM138 140V137H136ZM141 138V137H140ZM157 138V137H155ZM158 138V139H159ZM62 139V140H64ZM70 139V138H69ZM77 139V138H76ZM93 139V138H92ZM94 139H97L96 137H94ZM115 140V138H112ZM126 139V140H127ZM151 139V138H150ZM149 139V140H150ZM151 139V140H152ZM160 139H163V138H160ZM20 140V139H19ZM57 140V139H56ZM61 140V139H59ZM75 140V139H73ZM72 140V142H73ZM85 140V139H84ZM99 139H97L98 141ZM103 141H101L102 143H104V139H101ZM108 142H109V139H107ZM119 140V139H118ZM135 140V141H136ZM157 143V141H160V140H156L154 139ZM39 141V140H38ZM90 141V139H89ZM92 141V140H91ZM96 141V140H95ZM112 141V140H111ZM116 141V140H115ZM148 141V140H147ZM58 142V140H57ZM63 142V141H62ZM83 142V141H82ZM85 142V141H84ZM94 142V141H93ZM100 142V140H99ZM99 142H96L97 143V148H98V143ZM100 142V143H101ZM107 142V143H108ZM119 142V141H118ZM122 142V141H121ZM120 142V143H121ZM131 142V140L129 141ZM128 142V143H129ZM133 142V141H132ZM153 142V141H152ZM150 141V144L152 143ZM43 143V142H42ZM53 143H56V142H52ZM60 143V144H59ZM59 145H61V142L59 141ZM64 144L65 141L63 142ZM92 143V142H91ZM101 143V144H102ZM114 143V142H113ZM112 143V145H113ZM148 143V142H146ZM155 143V142H153ZM162 143V142H161ZM41 144V143H40ZM51 144V146H52ZM86 143H84L85 145ZM89 144V143H88ZM95 144V143H94ZM105 144V143H104ZM104 144L102 146H104ZM137 144H140V142L138 143L137 141ZM142 144V143H141ZM54 145V144H53ZM69 145V142L68 144ZM77 145V144H76ZM94 148V151L96 150L95 147L93 144H91ZM89 146V149L92 151L93 148L92 146ZM107 145V144H106ZM110 145V144H109ZM130 145V144H129ZM149 145V144H148ZM44 146V145H43ZM50 146V147H51ZM58 146V145H57ZM72 146V145H71ZM83 146V145H82ZM86 146V145H85ZM119 147V145H117ZM116 146V147H117ZM135 146V144H134ZM55 147V146H54ZM107 147V146H106ZM168 147V146H167ZM48 148V147H47ZM70 148V147H69ZM79 148V147H78ZM76 148V149H78ZM92 148V149H91ZM100 148L99 147V151H100ZM105 148V147H104ZM111 148V147H109ZM108 148V150H109ZM114 148V147H113ZM120 148V147H119ZM219 148L221 149L220 151V154H218L216 152V149ZM26 149V148H25ZM63 149V148H62ZM75 149V148H74ZM75 149V150H76ZM81 149V148H79ZM84 149V147H83ZM82 149V152L83 154H85V152L87 153L86 150H89L88 148H86L85 152L84 150ZM128 149V148H127ZM98 150V149H97ZM96 150V151H97ZM113 150V149H112ZM124 150V149H123ZM129 150V149H128ZM169 150V149H168ZM93 151V152H94ZM96 151H95V154H96ZM105 151V150H104ZM101 150V153L104 152ZM143 151V150H142ZM194 151L195 153V157L194 158H191L190 157V152ZM212 151H215L214 152V155L210 156V153ZM222 151L224 153H222ZM25 152V151H24ZM80 152V153H82ZM112 152V151H110ZM62 153V152H61ZM75 153V152H74ZM92 153V152H91ZM100 153V154H101ZM107 154V148H106V152ZM118 153V152H117ZM124 153V152H123ZM77 154V153H76ZM94 154V155H95ZM127 154V153H126ZM130 154V153H128ZM65 155V154H64ZM62 155V156H64ZM70 155V154H69ZM80 156L81 154H77V156ZM92 155V154H91ZM97 155H98V152H97ZM96 155V156H97ZM117 155V154H116ZM11 156V155H10ZM48 156V155H47ZM54 156V155H53ZM75 156V155H74ZM73 156V157H74ZM76 156V157H77ZM82 156V155H81ZM87 157V155H84ZM83 156V157H84ZM89 156V155H88ZM100 156H104V155H100ZM113 156V155H111ZM146 156V155H145ZM192 156V155H191ZM85 157V159H86ZM99 157V155H98ZM97 157V158H98ZM110 157V156H109ZM109 157H106L107 159ZM124 157V156H123ZM127 157V156H126ZM135 157V156H134ZM34 158V157H33ZM52 158V157H51ZM55 158V157H54ZM62 158V157H60ZM59 158V159H60ZM71 158V157H70ZM92 158V157H91ZM95 158V156H94ZM95 158V160L97 159ZM138 158V157H137ZM40 159V158H38ZM79 159V158H78ZM90 159V158H89ZM102 159V158H101ZM97 160V161H101V164H105V163H108L109 162V159L107 162H105L103 160V162L105 163H102V160ZM33 160V159H32ZM31 160V161H32ZM62 160V159H61ZM66 160V159H64ZM63 161L66 162V161ZM39 161V160H37ZM85 161V160H83ZM88 161H94L93 159L91 160H88ZM97 161H94V162H97ZM113 161V160H112ZM115 161V160H114ZM117 161V160H116ZM121 161V160H120ZM28 162V161H27ZM53 162V159L52 161ZM59 162V161H58ZM61 162V161H60ZM59 162V163H60ZM111 162V160H110ZM31 163V162H30ZM76 163V161L74 162ZM80 163V162H78ZM77 163V165H78ZM92 163V162H91ZM99 162H97V165H98ZM115 163V162H113ZM225 163H229L230 165L233 166L234 170H235V177H233L232 180H228L227 176H228V173L226 170L223 171V167L221 165L225 164ZM32 164V163H31ZM30 164V165H31ZM61 164V163H60ZM59 164V165H60ZM67 165V163H65ZM90 164V163H89ZM93 164V163H92ZM95 166H96V163H94ZM91 165L92 166H94ZM109 164V163H108ZM112 164V163H110ZM142 164V163H141ZM13 165V163H12ZM29 165V164H28ZM59 165L57 167H59ZM63 165V164H62ZM138 165V164H137ZM148 165V163H147ZM158 165V164H157ZM73 166V165H71ZM107 166L109 165H106L104 167L107 168ZM113 166V165H112ZM136 166V165H135ZM226 166V165H225ZM2 167V166H1ZM52 167V166H51ZM64 166H62L63 168ZM87 167V166H86ZM98 167V170H102V168L104 167ZM96 167V168H97ZM110 169L112 168L111 166H109ZM127 167V165H126ZM175 167V166H173ZM227 167V166H226ZM231 167V166H230ZM23 168V167H22ZM55 167H53L54 169ZM60 168V167H59ZM75 168V167H73ZM87 168H90V167H87ZM93 168V167H92ZM100 168V169H99ZM134 168V167H133ZM145 168V167H144ZM162 168V167H161ZM176 168V167H175ZM243 168L244 170V174L245 175H242L241 174V169ZM6 169V168H5ZM10 169V168H9ZM12 169V167H11ZM36 169V168H35ZM52 169V168H51ZM69 169V168H68ZM85 169V168H84ZM109 169V168H108ZM109 169V171H110ZM228 169V168H227ZM8 170V168H7ZM60 170H63L64 169H60ZM97 170V169H95ZM95 170H92L93 172H97ZM100 170V172H102ZM107 171V169H104ZM33 170H31L30 172H32ZM51 171V170H50ZM137 171V170H136ZM231 171V170H230ZM3 172V171H1ZM24 172V171H23ZM52 172H54L53 170L51 171V174ZM60 172V171H59ZM58 174H61L59 173ZM67 172V171H66ZM71 172V171H70ZM74 172V171H73ZM105 172V171H104ZM102 172V173H104ZM119 172V171H118ZM129 172V171H128ZM174 171L170 172V173H173ZM233 172V171H232ZM22 173V172H21ZM68 173V172H67ZM75 173V172H74ZM122 173V172H121ZM19 174V173H17ZM51 174H48L49 176H51ZM55 174V172H54ZM57 176H60L62 177L61 175H58ZM70 173H68L67 175H69ZM115 174V173H114ZM119 174V173H118ZM117 174V175H118ZM169 174V173H168ZM24 175V174H23ZM22 175V176H23ZM28 175H30V173H28ZM27 175V176H28ZM97 175V173H96ZM106 175V174H105ZM171 175V174H170ZM174 175V174H173ZM232 175V174H231ZM21 176V177H22ZM33 176V175H32ZM47 176V175H46ZM53 176V174H52ZM56 176V175H55ZM54 176V177H55ZM73 176V175H72ZM120 176V175H119ZM118 176V177H119ZM127 176V175H126ZM233 176V175H232ZM231 176V177H232ZM4 177V176H3ZM15 177V176H14ZM20 177V176H19ZM26 177V176H25ZM59 177V178H60ZM158 177V175H157ZM176 177V175H175ZM227 177V178H226ZM12 178V177H11ZM29 177H26V179H28ZM47 178V177H46ZM51 178V177H50ZM53 178V177H52ZM63 178V177H62ZM65 178V176H64ZM69 179V177H66ZM101 178V177H100ZM98 178V179H100ZM103 178V177H102ZM129 178V176H128ZM154 178V177H153ZM173 178V177H172ZM196 178V179H195ZM13 179V178H12ZM20 179H24V178H20ZM25 179V180H26ZM54 181L57 180L58 178L56 177L53 178ZM67 179V181H68ZM113 179V178H112ZM111 179V180H112ZM133 179V178H132ZM180 179V178H179ZM182 179V178H181ZM195 179V180H194ZM227 179V180H226ZM10 180V179H9ZM46 180V179H45ZM50 181V179H48ZM47 180V181H48ZM52 180V179H51ZM59 182L61 183L62 179H58ZM206 180H208V182H205ZM27 181V180H26ZM29 181V180H28ZM47 182L48 184L46 186H44V189L45 187L48 188V185L50 183L54 184V185H57V181L56 182ZM64 181V180H63ZM72 181V179H71ZM109 181V180H108ZM114 181V180H113ZM132 181V180H130ZM154 181V180H153ZM178 181V180H177ZM177 181L175 183H177ZM181 181V180H180ZM13 182V181H12ZM15 183H19L21 181H18L17 179V182L14 181ZM24 182V180L22 181ZM70 182V181H69ZM112 182V181H111ZM121 182V181H120ZM125 182V181H123ZM129 182V181H128ZM127 182V183H128ZM170 182V181H168ZM183 182V181H182ZM181 182V183H182ZM211 182V183H210ZM9 183V182H8ZM17 183V185L15 186H19ZM46 183V182H45ZM44 183V185H45ZM95 183V182H94ZM148 183V182H147ZM11 184V183H10ZM9 184V186H10ZM21 186L19 187L21 189V187L23 186V189H24V186L22 183H19ZM27 184V183H26ZM71 184V183H70ZM121 184V183H120ZM124 184V183H122ZM130 184V183H129ZM150 185H152V181L151 183H149ZM196 184H199L196 185ZM6 185V184H5ZM14 185V183H13ZM60 185V184H59ZM63 185V183L61 184ZM156 185V184H155ZM177 185V184H176ZM175 185V186H176ZM184 185V184H183ZM4 186V185H2ZM8 186V185H7ZM4 186V189L2 187L3 190H5L6 188H9ZM28 186V185H27ZM27 186L25 188H27ZM43 186V185H42ZM89 186V185H88ZM169 186V185H168ZM180 186V185H179ZM6 187V188H5ZM50 187V186H49ZM57 186L54 187V190H59L58 188H56ZM96 187V186H95ZM113 187V186H112ZM14 190V186H11L10 189H6V193L7 194V190ZM18 188V187H17ZM16 188V189H17ZM40 188V186H39ZM52 188V187H50ZM125 188V186H124ZM154 188V186L152 187ZM150 188V189H152ZM175 188V187H174ZM184 188V186H183ZM15 189V190H16ZM41 189V188H40ZM43 189V190H44ZM61 189V187H60ZM64 189V187H63ZM92 189V188H91ZM94 189V188H93ZM121 189V188H120ZM118 189V190H120ZM157 189V187H156ZM167 189V188H166ZM179 189V188H178ZM177 189V190H178ZM182 190V188H180ZM201 189H208L210 190V197L207 198V199H199V193H201ZM18 190V189H17ZM22 190V189H21ZM38 190V189H37ZM47 189H45L46 191ZM49 190V189H48ZM47 190V191H48ZM52 190V189H51ZM55 190V191H56ZM86 190V189H85ZM116 190V188H115ZM122 190V189H121ZM147 190V189H146ZM153 190V189H152ZM151 190V191H152ZM173 190V189H172ZM207 190V191H208ZM255 190V189H254ZM35 191V190H34ZM59 191H63V190H59ZM58 191V192H59ZM70 191V190H69ZM72 191V190H71ZM123 191V190H122ZM148 191V190H147ZM155 191V189H154ZM157 191V190H156ZM184 191V190H183ZM244 191V189H243ZM2 192V190L0 191ZM4 192V191H3ZM19 192V191H18ZM39 192V191H38ZM52 192H54L52 190ZM106 192V191H105ZM127 192V191H126ZM238 192V193H237ZM241 192V191H240ZM9 193V192H8ZM20 193V192H19ZM22 193V192H21ZM26 193V192H25ZM31 193V192H30ZM29 193V194H30ZM39 193H42L41 191ZM38 193V194H39ZM44 193V192H43ZM51 193V192H49ZM48 193V194H49ZM57 193V192H56ZM54 192L53 195L56 194ZM108 193V192H107ZM116 193V192H115ZM122 193V192H121ZM128 193V192H127ZM149 193V192H148ZM177 194L179 193L176 192ZM175 193V194H176ZM181 193V194H182ZM209 193V192H208ZM11 194H12V191H11ZM37 194V193H36ZM35 194V195H36ZM62 194V193H61ZM117 194V193H116ZM120 194V193H119ZM143 194V192H142ZM174 194V196H175ZM176 194V195H177ZM242 194V193H241ZM256 194V192L254 191H249L247 192L245 195H252L254 196ZM3 195V194H2ZM13 195V194H12ZM40 195V194H39ZM44 195L45 197V193L42 194ZM41 195V196H42ZM53 195H49L47 197H52ZM60 195V193H59ZM58 195V196H59ZM62 195H65V192L64 194ZM74 195V194H73ZM85 195V194H84ZM147 195V194H146ZM150 195V194H149ZM162 195V194H161ZM183 195V194H182ZM18 196V195H17ZM22 198H23V195L21 194ZM29 196V195H28ZM40 196V197H41ZM83 196V195H82ZM239 196V195H238ZM4 197V196H3ZM8 197V196H7ZM5 197V198H7ZM11 197V196H9ZM15 197V195H14ZM13 198L16 199V198ZM43 197V198H44ZM57 197V196H56ZM66 197V196H65ZM64 197V198H65ZM101 197V196H100ZM111 197V196H110ZM126 197V196H125ZM151 197V196H150ZM180 197V195L178 196ZM250 197V196H249ZM255 197V196H254ZM257 197V196H256ZM1 198V197H0ZM31 198L33 200L37 199L38 196H31ZM46 198V197H45ZM55 198V197H54ZM53 198V199H54ZM61 198V195L60 197ZM62 198V199H64ZM85 198V197H84ZM105 198V197H104ZM107 198V197H106ZM148 198V197H147ZM153 198V197H152ZM177 198V197H176ZM244 198V197H243ZM21 199V197H19V200ZM40 199V198H39ZM42 199V197H41ZM47 199V198H46ZM52 199V198H51ZM52 199V200H53ZM57 199V198H56ZM61 199V200H62ZM100 199V198H99ZM254 199V198H253ZM257 199V198H256ZM6 200V199H4ZM3 200V201H4ZM18 200V201H19ZM45 200V199H44ZM59 200V199H58ZM83 200V199H82ZM101 200V199H100ZM140 200V198L138 199ZM149 200V199H148ZM240 200V199H239ZM2 201V202H3ZM8 201H9V198H8ZM21 201V200H20ZM38 201V199H37ZM41 201V200H40ZM39 201V202H40ZM78 201V200H77ZM105 201H107L105 199ZM105 201L104 202H101L105 204ZM117 201V200H116ZM136 201L135 203L137 204V202L139 203V201L137 200H134ZM134 201L132 202L134 204ZM242 201V200H241ZM246 201V199H245ZM1 202V201H0ZM1 202V204H2ZM5 202V201H4ZM17 203V201H15ZM27 202V201H26ZM32 202V201H31ZM47 202V201H46ZM56 202V201H55ZM60 202V200H59ZM79 202V201H78ZM96 202V201H95ZM145 202V200H144ZM148 202V201H147ZM10 203V202H9ZM12 203V202H11ZM35 203V202H34ZM37 203V202H36ZM35 203V205H36ZM49 203V202H48ZM47 203V204H48ZM58 203V202H57ZM62 202H60L61 204ZM72 203V202H71ZM82 203V202H80ZM80 203H77L76 204H73L72 206H68V207H59L57 209H54V210H50V211H47V213L45 214H38L40 212L37 213V211H35V208H34V211H35V215H31L29 217H23V218H20V219H17L15 224L13 226H11L13 224V220H12V224L9 226L8 224V228L3 231L0 229V248L2 249V251L0 252V264H99L101 262V256H95V257H87L88 255H86L87 253L85 252V249L86 247H88L87 245H85V234H86V231L85 227H87L86 223H85V220L83 219L82 215L85 214V209L84 207L86 208L87 206H85V202L81 205ZM100 203V202H99ZM98 203V204H99ZM141 204L143 203L142 201V198H141ZM139 203V204H140ZM4 204V203H3ZM6 204V202H5ZM19 204V203H18ZM27 204V203H26ZM29 204V203H28ZM33 204V203H32ZM39 203H37L38 205ZM43 204V203H42ZM64 204V203H62ZM87 204V203H86ZM100 204V205H101ZM102 204V205H104ZM128 204V203H127ZM127 204L121 206L120 209L124 208L125 206H127ZM135 204V205H136ZM229 204V205H230ZM10 205V204H8ZM12 205V204H11ZM46 205V204H45ZM53 205V204H52ZM84 205V207H83ZM129 205V204H128ZM132 205V204H131ZM218 205V206H217ZM228 205V206H229ZM4 206V205H3ZM15 206V205H14ZM20 206V205H19ZM33 206V205H32ZM42 206V205H41ZM41 206H38L39 209ZM44 206V204H43ZM42 206V207H43ZM51 206V205H50ZM57 206V204H56ZM91 206V211L95 210L94 208H98V207H94V206H97L96 205H90ZM130 206V205H129ZM133 206V205H132ZM140 206V205H139ZM227 206V207H228ZM7 207V206H6ZM17 207V206H16ZM30 207V206H29ZM38 207H36L38 209ZM41 207V208H42ZM48 207V205L46 206ZM54 207V206H53ZM52 207V208H53ZM100 207V206H99ZM105 207V206H104ZM144 207V206H142ZM225 207V206H224ZM226 207V208H227ZM232 207V206H231ZM8 208H10L8 206ZM11 208H14V207H11ZM19 208V207H18ZM44 208V207H43ZM93 208V209H92ZM111 208V207H110ZM220 208V207H218ZM217 208V209H218ZM226 208H223L224 211ZM230 208V207H229ZM235 208H236V205H235ZM7 209V208H6ZM5 209V211H6ZM15 209V208H14ZM17 209V208H16ZM21 209V208H20ZM36 209V210H37ZM216 209V210H217ZM222 209V208H221ZM220 209V213L222 212ZM228 209V208H227ZM9 210V209H7ZM33 210V209H32ZM45 210V209H43ZM49 210V209H48ZM87 210V209H86ZM109 210V209H108ZM139 210H142V209H139ZM145 210V208H144ZM143 210V211H144ZM212 209H210L211 211ZM214 210V209H213ZM215 210V211H216ZM219 210V209H218ZM2 211V210H1ZM4 211V212H5ZM10 211V210H9ZM20 211V210H19ZM33 211V212H34ZM39 211V210H38ZM89 211V210H88ZM87 211V212H88ZM92 211V212H93ZM132 211V209H131ZM223 211V212H224ZM229 211V210H228ZM45 212V211H43ZM41 212V213H43ZM86 212V213H87ZM96 212V211H95ZM106 212V211H105ZM114 212V211H113ZM125 212V211H124ZM134 212V211H133ZM131 212V214L133 213ZM138 212V211H137ZM141 212V211H139ZM145 212V211H144ZM143 212V214H144ZM208 212V211H207ZM8 213V212H6ZM12 214V212H10ZM19 213V212H18ZM17 213V214H18ZM127 213H128V209H127ZM215 213V212H214ZM217 213V211H216ZM219 213V212H218ZM219 213V214H220ZM230 213V212H229ZM1 214V213H0ZM4 214V213H3ZM91 214V212H90ZM129 213V215H131ZM136 214V212L134 213V215ZM139 214V213H138ZM137 214V215H138ZM142 214V213H140ZM139 214V215H140ZM142 214V215H143ZM208 214V213H207ZM213 214V213H212ZM227 214V213H226ZM225 213L222 214V215H226ZM5 215V214H4ZM86 215V214H85ZM92 215V214H91ZM134 216V218L137 217ZM141 215V216H142ZM215 215V214H214ZM213 215V216H214ZM6 216H8L6 214ZM15 216V215H14ZM84 216V215H83ZM128 216V215H126ZM217 216H220V215H217ZM262 216V217H263ZM2 217V216H1ZM0 217V218H1ZM4 217V216H3ZM16 217V216H15ZM22 217V216H21ZM103 217V216H102ZM133 217V216H131ZM131 217H118L116 218L115 221H118L120 223H128L129 221H132L133 222V219H131ZM211 217V216H210ZM209 217V218H210ZM233 217V216H232ZM9 219L10 218H13V215H10V217H8ZM18 218V216H17ZM97 218V217H96ZM138 218H141L138 216ZM206 218V217H205ZM203 216H198L197 219H196V226L198 228H203V226H205L206 224H209L211 226V223H207L208 218L205 219ZM212 218V217H211ZM210 218V219H211ZM217 218V217H216ZM228 218V216H227ZM226 218V219H227ZM2 219V218H1ZM0 219V220H1ZM9 219L8 220V223H9ZM215 219V217H214ZM219 219V218H217ZM221 219V217H220ZM263 219V218H262ZM11 220V219H10ZM194 220V219H193ZM253 220V219H252ZM6 221V219H5ZM2 222L1 220V224L5 223ZM97 221V222H96ZM96 223L97 224H100L98 223V220L96 219ZM139 221V219H138ZM142 221V220H141ZM212 221V219H211ZM210 221V222H211ZM214 221V220H213ZM222 221H223V218H222ZM221 221V224L224 223L225 225V222L227 221ZM86 222H88L86 220ZM94 222V219H93V222L92 223H95ZM99 222H102L99 221ZM108 222V221H107ZM135 222V220H134ZM137 222V221H136ZM140 222V221H139ZM216 222V220L214 221ZM220 222V221H219ZM218 222V223H219ZM228 222V221H227ZM226 222V223H227ZM264 222V221H263ZM95 223V224H96ZM131 223V222H129ZM138 223V222H137ZM195 223V222H194ZM217 223V224H218ZM257 223V222H256ZM262 223V222H261ZM0 224V225H1ZM6 224V223H5ZM4 224V225H5ZM89 224V223H88ZM140 224V223H139ZM255 224V223H254ZM94 225V224H93ZM127 225V224H126ZM125 225V226H126ZM131 225V224H130ZM220 225V224H219ZM219 225L217 226L218 228H221L219 227ZM223 225V224H222ZM223 225V226H224ZM258 225V224H257ZM263 225V223H262ZM96 226V225H95ZM99 226V225H97ZM129 226V225H127ZM124 228V229H129V228ZM195 226V225H194ZM215 226V224H214ZM222 226V228H223ZM261 226V225H260ZM121 227V226H120ZM123 227V226H122ZM209 227V226H208ZM252 227V225H251ZM254 227V226H253ZM258 227V226H257ZM207 228V227H206ZM212 228V226H211ZM210 228V229H211ZM217 228V229H218ZM248 228V227H247ZM264 228V226H263ZM97 229V227H96ZM116 229V228H115ZM121 228H119L118 230L120 231ZM197 229V228H196ZM255 229V228H253ZM99 230V229H98ZM114 230V229H113ZM214 230V229H213ZM216 230V229H215ZM252 230V229H251ZM259 230V229H256V231ZM212 231V229H211ZM218 231V230H217ZM216 231V232H217ZM221 231V230H220ZM225 231V229H224ZM223 231V232H224ZM249 231V230H248ZM255 231V230H254ZM255 231V232H256ZM263 232V230H260ZM259 231V232H260ZM92 232V231H91ZM118 232V231H117ZM122 232V231H121ZM129 231H127L128 233ZM199 232V231H198ZM201 232V231H200ZM219 232V231H218ZM254 232V233H255ZM257 231L258 234H254V233H248V235H245V236H238L236 233H230L228 235L224 234L221 235L223 237L220 238V236L218 235L219 239H216V237H211L209 239H206L197 249L195 248V252L202 255L203 258H204V261H206L207 263L209 264H227L229 262H236V260H239V258H241L242 255L245 254V252L251 250L252 248H254L255 244H256V241H255V244H253V242L251 243H246L244 240H249L251 238H256L259 240H264V232L263 233H259ZM125 234V232H122L121 234ZM126 233V234H127ZM206 233V231H205ZM210 233V232H209ZM215 233V232H214ZM213 233V235H214ZM222 233V232H221ZM111 234V233H110ZM114 234V233H113ZM220 234V233H219ZM223 234V233H222ZM109 235V234H108ZM129 234H127V237L126 235L125 238H128L131 236V234L128 236ZM217 235V233H216ZM120 236V233L118 235V237ZM211 236V235H210ZM256 236V237H255ZM111 237V236H110ZM114 237V236H113ZM217 237V238H218ZM85 238V239H84ZM122 238H124L122 236ZM124 238V239H125ZM200 239V238H199ZM85 240V241H84ZM126 240V239H125ZM128 240V239H127ZM130 240V239H129ZM132 240H134L132 238ZM164 240V239H163ZM115 241V240H114ZM123 240H119L117 241V243L119 244L120 246V243L122 244ZM100 242V241H99ZM128 242V241H125V243ZM131 242V241H130ZM90 243V242H89ZM110 243H114V242H110ZM116 243V246L117 247V244ZM124 243V242H123ZM199 243V241H198ZM106 244V242H105ZM163 244V243H162ZM91 245V244H90ZM124 245L126 244H123V247H121L122 249L123 248H126ZM195 245V244H194ZM261 245V244H259ZM95 246V245H94ZM106 246V245H105ZM113 246V247H114ZM131 246H133L131 244ZM134 247V246H133ZM263 247V245H262ZM102 248V247H101ZM110 248V247H109ZM259 248V247H258ZM256 247V249H258ZM100 249V248H99ZM105 249V248H104ZM111 249V248H110ZM114 249V248H112ZM111 249V250H112ZM122 249L121 250H118V251H121L122 252ZM128 249V248H126ZM160 250V249H159ZM102 251V250H101ZM105 251V250H104ZM103 251V253H104ZM125 252V250H123ZM162 251V249H161ZM184 251V250H183ZM255 251V250H254ZM262 251V250H261ZM95 252V250H94ZM108 252V251H107ZM104 253L103 256H106V253ZM110 252V251H109ZM122 252V254L124 253ZM127 252V250H126ZM125 252V253H126ZM164 252V251H163ZM185 252V251H184ZM258 252V251H256ZM260 252V251H259ZM118 253V252H117ZM124 253V254H125ZM150 253V252H149ZM102 254V253H100ZM138 254V253H137ZM247 254V253H246ZM249 254V253H248ZM110 255V254H109ZM113 255V253H112ZM116 255V254H115ZM119 255V253H118ZM121 255V253H120ZM139 255V254H138ZM157 255V254H156ZM126 257V255H124ZM150 256V255H149ZM196 256V255H195ZM122 257V255H121ZM125 257L123 259H125ZM134 257V255H133ZM199 257V255L197 256ZM109 259V257H107ZM111 258V257H110ZM117 258V257H116ZM135 258V257H134ZM145 258V257H144ZM152 258V257H151ZM155 258V257H154ZM105 259V258H104ZM118 259V258H117ZM121 259V258H120ZM122 259V261H123ZM158 259V258H157ZM133 260V259H132ZM155 260V259H154ZM163 260V259H162ZM103 261V260H102ZM111 261V260H109ZM107 261V262H109ZM114 261V260H113ZM116 261V260H115ZM120 261V260H119ZM138 261V260H137ZM181 261V260H180ZM263 261V260H262ZM106 262V261H105ZM128 262V261H127ZM142 262V261H141ZM140 262V263H141ZM110 263V262H109ZM158 264V263H157ZM160 264V263H159ZM206 264V263H205ZM235 264H238V263H235ZM252 264V263H251ZM260 264V262H259ZM264 264V263H263Z\"/></svg>","mask_w":264,"mask_h":264}]
</instances>
